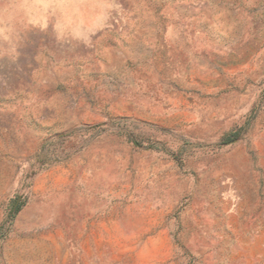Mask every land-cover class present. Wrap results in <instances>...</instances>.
<instances>
[{
    "label": "rangeland",
    "instance_id": "1",
    "mask_svg": "<svg viewBox=\"0 0 264 264\" xmlns=\"http://www.w3.org/2000/svg\"><path fill=\"white\" fill-rule=\"evenodd\" d=\"M0 264H264V0H0Z\"/></svg>",
    "mask_w": 264,
    "mask_h": 264
}]
</instances>
